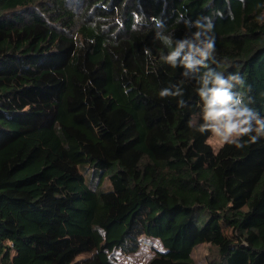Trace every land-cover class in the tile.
I'll return each mask as SVG.
<instances>
[{
  "label": "trees",
  "instance_id": "obj_1",
  "mask_svg": "<svg viewBox=\"0 0 264 264\" xmlns=\"http://www.w3.org/2000/svg\"><path fill=\"white\" fill-rule=\"evenodd\" d=\"M203 18L209 67L264 117V0H0V264H115L141 235L153 264L205 242L264 264V136L214 150L197 81L162 59Z\"/></svg>",
  "mask_w": 264,
  "mask_h": 264
},
{
  "label": "clouds",
  "instance_id": "obj_2",
  "mask_svg": "<svg viewBox=\"0 0 264 264\" xmlns=\"http://www.w3.org/2000/svg\"><path fill=\"white\" fill-rule=\"evenodd\" d=\"M203 21L194 22L193 27L197 31L191 37L177 41L175 48L162 59L172 67H183L182 75L197 81L203 119L199 131L202 134L211 133L221 146L234 144L237 148H242V137L248 136L254 143L264 136V117L243 102L242 93L233 91L236 86L242 87L245 83L239 74L225 76L209 67V61L215 63V36L211 19L203 18ZM161 27L162 25L157 23V28ZM157 37L166 46H172L170 37L161 35L159 31ZM144 51L145 55H151L149 49L145 48ZM201 69L206 71L201 72ZM159 95L161 98L182 96L183 92L178 87L175 90L164 88ZM179 106L184 107L185 102L180 100Z\"/></svg>",
  "mask_w": 264,
  "mask_h": 264
},
{
  "label": "rangeland",
  "instance_id": "obj_3",
  "mask_svg": "<svg viewBox=\"0 0 264 264\" xmlns=\"http://www.w3.org/2000/svg\"><path fill=\"white\" fill-rule=\"evenodd\" d=\"M208 143L214 150H217L221 145L211 135L207 139ZM227 240H236L232 228L223 227V239L219 244ZM157 251H163V246L158 239L141 235L139 237V247L131 253H124L119 249L113 252L115 264H153L164 261L163 258L156 256ZM194 264H210V260L217 258V250L209 243H201L196 245L191 252ZM86 254H81L78 259L86 257Z\"/></svg>",
  "mask_w": 264,
  "mask_h": 264
}]
</instances>
